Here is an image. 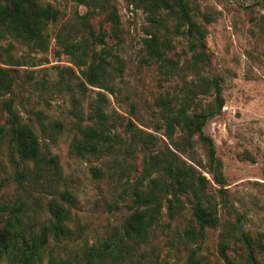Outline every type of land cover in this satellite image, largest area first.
<instances>
[{"label":"rangeland","instance_id":"obj_1","mask_svg":"<svg viewBox=\"0 0 264 264\" xmlns=\"http://www.w3.org/2000/svg\"><path fill=\"white\" fill-rule=\"evenodd\" d=\"M40 1L60 11V18L46 27L45 49H32L12 37L0 38V65L12 69L14 77L11 93L0 97V202H20L31 220L39 221L47 215L49 199H59L60 191L69 192L73 204L59 200L69 208L71 235L56 244L51 242L50 247L71 262L85 264L88 247L98 239L117 235L131 211L130 189L141 156L122 149L102 155L77 153L71 145L76 135L74 123L80 118L81 123L88 122L89 102L100 90L106 97L104 111L116 120L112 130L125 138L123 126L131 120L155 136L152 151L163 150L169 140L162 127L154 128L158 114L153 98L165 92L179 93L183 80L211 78L218 83L223 105L202 130L212 140L221 182L210 172L204 146L194 142L193 151L203 165L196 169L206 179L205 190L217 203L219 223L204 227L201 238L188 236L185 230L194 225L189 203L183 199L184 208L172 216L163 206L147 239L132 248V261L124 259L123 264H185L192 249L208 264H226L217 249L223 231L228 230L229 243L235 249L239 242L233 235L239 230L264 239V0H187L192 17L205 26L207 62L192 65L188 36L177 32L170 19L166 27L157 26V35L172 43L165 53L174 63L172 69L165 62L160 67L158 61L146 56L142 39L147 29L155 30L141 9L134 8L130 0H112L121 39L116 49L120 71L112 81L111 93L87 84L83 90L78 88V69L55 38L62 26L63 32L74 29L75 14L84 13L85 7L74 0ZM202 13L207 15L206 22ZM103 16L94 13L91 17L95 29L99 22L107 26ZM106 42L110 45L112 39ZM7 55L22 64H11ZM167 69L171 71L166 74ZM214 95L210 86L197 94V99L202 105L213 103ZM8 98L22 120L33 126L41 150L56 157L60 178L53 191L39 185L45 176L36 177L32 163L22 164L10 146L3 109V100ZM54 121L60 122L59 129L51 127ZM227 254L234 252L229 249ZM257 262L264 264L262 254Z\"/></svg>","mask_w":264,"mask_h":264},{"label":"trees","instance_id":"obj_2","mask_svg":"<svg viewBox=\"0 0 264 264\" xmlns=\"http://www.w3.org/2000/svg\"><path fill=\"white\" fill-rule=\"evenodd\" d=\"M85 7L84 13L76 15L74 29L56 34V41L62 50L70 56L77 67L79 76L76 86L83 90L85 85L113 91V79L120 71V58L116 49L120 42L119 16L112 0H74ZM134 8H139L155 31L146 30L142 39L146 56L158 61L161 67L165 62L169 68L174 63L165 53L172 47L166 36L157 35V26L166 27V22L174 20L173 28L188 36L189 48L193 51L191 63L207 62L204 52V24L193 18L187 0H130ZM94 13H103V27L99 22L95 29L90 22ZM206 13L202 18L206 22ZM60 18V11L48 2L40 0H0V38L12 37L32 49H45L47 46L46 27ZM112 39V44L106 42ZM8 61L18 65L21 61L7 55ZM9 64V63H8ZM71 70V69H70ZM166 70V69H165ZM12 69L0 65V97L11 93L14 77ZM167 69L166 74L170 72ZM73 72V71H71ZM74 74V73H73ZM165 74V73H164ZM183 80L179 93L165 92L153 98L158 119L154 128H163V135L169 140L166 149L152 151L155 136L137 127L131 120L124 123L125 138L112 130L116 120L105 111L106 97L100 90L89 102L86 123L80 119L74 123L76 135L71 141L77 153L102 155L122 149L133 156L140 155V167L131 184V211L122 220L117 235L98 239L84 253L85 264H123L124 259L132 261V248L145 241L151 228L157 223L161 208L165 206L170 216L184 208L183 199L189 203L194 225L186 229L188 236L201 238L204 227H215L219 223L217 203L206 192V179L196 166H203L195 158L193 143L202 144L207 153L210 172L217 182H221L219 161L214 155L213 143L203 133L206 120L219 111L223 105L219 95V86L215 79ZM212 86L215 92L213 103L202 105L197 94L205 93ZM6 123L9 126V142L12 150L22 164L32 163L35 176L44 181L39 185L45 190H55V181L60 178V170L55 156L41 150L39 137L33 126L24 122L20 114L12 107L11 100H3ZM36 114L40 115V111ZM41 122V121H39ZM60 122L54 121L52 128L59 129ZM94 170L100 172L98 169ZM57 193V192H56ZM60 200L74 203V197L67 191L57 193ZM57 198L46 203L47 215L39 221H33L20 202H0V264H77L58 255L51 242L68 238L71 230L67 226L69 208ZM225 204V200L223 202ZM236 219L238 213L234 211ZM217 243L219 255L226 264H259V254L264 258V239L251 236L239 230L233 235L238 248L230 245L228 230L220 233ZM234 252L228 255L227 251ZM185 264H208L196 254V249L188 252Z\"/></svg>","mask_w":264,"mask_h":264}]
</instances>
